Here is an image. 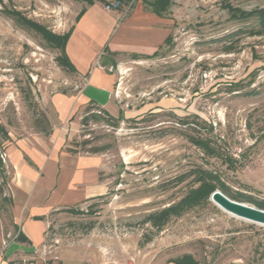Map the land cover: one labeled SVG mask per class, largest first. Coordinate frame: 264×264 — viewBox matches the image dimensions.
<instances>
[{
	"label": "rangeland",
	"instance_id": "374dc122",
	"mask_svg": "<svg viewBox=\"0 0 264 264\" xmlns=\"http://www.w3.org/2000/svg\"><path fill=\"white\" fill-rule=\"evenodd\" d=\"M105 1L0 0V264L12 246L27 248L14 224L7 148L18 140L37 146L48 140L58 116L53 97L81 90L74 73L59 65V51L10 12L63 34L82 7H91L103 25L93 52L105 43ZM227 3L264 8V0H172L163 15L171 43L151 57L116 56L118 64L107 67L117 74L113 91L142 113L116 122L90 106L100 117L84 121L81 109L65 141L72 153L101 156L106 193L50 212L42 242L10 264H171L183 254L198 264H264V224L210 198L159 228L145 220L203 178L242 198L264 200V30L249 34L256 21L229 19ZM126 7L121 2L117 10ZM160 100L162 106L148 109ZM192 138L206 139L214 154Z\"/></svg>",
	"mask_w": 264,
	"mask_h": 264
},
{
	"label": "crops",
	"instance_id": "0c3cea01",
	"mask_svg": "<svg viewBox=\"0 0 264 264\" xmlns=\"http://www.w3.org/2000/svg\"><path fill=\"white\" fill-rule=\"evenodd\" d=\"M90 9L88 7L74 22L65 44L66 55L75 68L72 72L81 83L80 92L53 97L58 116L47 132L50 134L48 140L41 141L39 146L18 140L7 148L14 224L23 238L18 239L22 241L19 244L27 248L12 246L2 264H10L24 251H32L42 242L47 227L45 218L50 212L79 207L106 193L108 179L102 174L101 156L96 153L75 154L65 146L68 131L75 121L72 115L81 109L85 114V109L90 106L113 118L140 115V109L121 104V99L113 91L117 74L107 67L117 65L116 56L121 53L149 57L171 35L170 22L145 8L140 0L120 10L106 11L103 7L101 10L108 15V27L102 31L105 43L92 52V40L103 25H99L96 17L90 14ZM112 11L115 12L110 13ZM105 45L114 54L105 53ZM161 103V100L149 103L148 109H158ZM18 250L21 252L17 253ZM23 262L21 264H25Z\"/></svg>",
	"mask_w": 264,
	"mask_h": 264
},
{
	"label": "trees",
	"instance_id": "16d2710c",
	"mask_svg": "<svg viewBox=\"0 0 264 264\" xmlns=\"http://www.w3.org/2000/svg\"><path fill=\"white\" fill-rule=\"evenodd\" d=\"M80 1H84L89 5L93 4V0H80ZM134 1L136 0H120V2L124 4H128V5L132 4ZM140 1L144 4L145 8L151 10L152 12H154L155 14L159 16H163L164 13H166V11L169 9L170 4L172 2V0H140ZM225 7L229 13V19H233L237 21H247V20L253 19L256 21L258 28L256 30H250L248 32L249 34L251 35L259 34L261 31L264 30V8H256L250 11H246V10L232 7L228 3L226 4ZM85 10H86L85 7H82L80 9V11L77 13L75 17V21H78V19L82 16ZM10 15L15 20L19 21L22 25L26 26L27 28H30L40 33L42 37L51 46H53L59 51L58 62L62 68L67 69L71 72L75 71L74 66L70 62L65 52V44L70 36L72 26L69 28L67 32L63 34H57V33H54L44 28L40 24L22 16L18 12L11 11ZM171 40H172V36L168 35L166 39L164 40V44L169 45L171 43ZM103 51L108 54H114L108 49L107 46L104 47ZM157 52L158 50L155 51L151 56L157 55ZM136 57L138 56L136 55L133 56V58H136ZM106 115L110 119L116 122L120 119V117H122V116H118L117 118H113L108 114ZM91 116H93L96 119L100 117L98 114H95L94 112H92L90 107H87L85 109V115L82 116V120L87 121ZM191 141L197 147L202 149L205 153L209 155L214 154V148L210 145V143L206 139L192 138ZM216 189H219L223 194H225L226 196H228L229 198L233 200H237L241 202H251L258 208L264 209V200L257 201V200H253L250 198H244V197L242 198L238 194H232V192H230L224 184H220L219 186H216L212 180L203 178L197 186L191 188L177 203L173 205H169L166 208H163L155 213L149 214L145 218V220L146 219L149 220L154 227L159 228L163 225V223L167 221L169 217L177 216L181 214L184 210L190 209L197 205L203 204L204 202H207L211 193ZM21 239L23 238L21 237ZM170 261L173 262V264H198L191 254H183L179 257L171 259Z\"/></svg>",
	"mask_w": 264,
	"mask_h": 264
},
{
	"label": "water",
	"instance_id": "95a60500",
	"mask_svg": "<svg viewBox=\"0 0 264 264\" xmlns=\"http://www.w3.org/2000/svg\"><path fill=\"white\" fill-rule=\"evenodd\" d=\"M209 198L227 212L256 223L264 224V209L233 200L220 190H214Z\"/></svg>",
	"mask_w": 264,
	"mask_h": 264
},
{
	"label": "built area",
	"instance_id": "2783aa9c",
	"mask_svg": "<svg viewBox=\"0 0 264 264\" xmlns=\"http://www.w3.org/2000/svg\"><path fill=\"white\" fill-rule=\"evenodd\" d=\"M120 4V0H106L104 3V9L106 11L117 10Z\"/></svg>",
	"mask_w": 264,
	"mask_h": 264
}]
</instances>
